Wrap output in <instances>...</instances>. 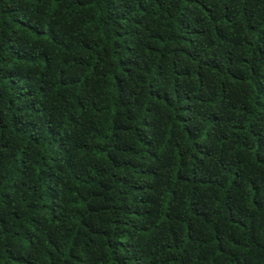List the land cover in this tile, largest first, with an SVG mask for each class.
Wrapping results in <instances>:
<instances>
[{"label": "trees", "instance_id": "16d2710c", "mask_svg": "<svg viewBox=\"0 0 264 264\" xmlns=\"http://www.w3.org/2000/svg\"><path fill=\"white\" fill-rule=\"evenodd\" d=\"M0 264H264V0H0Z\"/></svg>", "mask_w": 264, "mask_h": 264}]
</instances>
